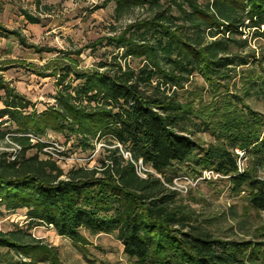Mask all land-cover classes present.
I'll list each match as a JSON object with an SVG mask.
<instances>
[{
    "label": "trees",
    "instance_id": "obj_1",
    "mask_svg": "<svg viewBox=\"0 0 264 264\" xmlns=\"http://www.w3.org/2000/svg\"><path fill=\"white\" fill-rule=\"evenodd\" d=\"M109 1L118 16L150 10L110 38L124 58L144 64L123 65L115 56L111 63L75 71L77 86L66 82L73 67L57 65L42 73L57 78L54 103L42 111L0 76V144L8 140L6 147L19 146L14 153L0 151V208L24 209L30 226L51 225L76 242L84 240L83 230L115 234L131 264H264V242L223 241L194 232L192 212L170 187L177 174H167L187 163L194 164L195 173L213 169L229 177L231 192L246 191L249 206L264 211V180L258 175L264 166V114L244 97L259 83L247 69L231 87L237 67L264 63L253 49L246 55L235 51L248 46L241 28L264 36V0ZM24 14L31 23L40 22ZM0 32L38 53L54 50L28 43L18 30L0 25ZM80 54L63 56L77 66ZM255 75L264 85V76ZM234 88L239 93H231ZM49 129L67 141L76 137L85 147L105 137L109 163L65 173L44 151L52 147L43 139ZM202 130L215 142L205 146L197 137ZM120 145L130 158L117 155ZM237 148L246 153L242 173ZM140 163L146 176L138 172ZM0 247L26 256L45 252L44 246L1 230ZM4 258L0 255V264Z\"/></svg>",
    "mask_w": 264,
    "mask_h": 264
},
{
    "label": "rangeland",
    "instance_id": "obj_2",
    "mask_svg": "<svg viewBox=\"0 0 264 264\" xmlns=\"http://www.w3.org/2000/svg\"><path fill=\"white\" fill-rule=\"evenodd\" d=\"M165 1L161 0L162 3ZM24 11L38 17L40 22L31 23ZM149 13L150 10L143 7L118 16L115 2L109 0H0V25L11 31H20L30 44L54 49L38 53L23 46L14 35L0 32V76L9 87L32 101L37 111H42L54 103L57 93V78L53 75L42 77V73L49 74L57 65L73 67L66 82L77 86L80 80L76 79L75 71H89L101 63H111L115 56L123 65L127 63L135 67L144 64L141 59L124 58L123 49L116 48L115 41L110 38L121 35L130 24L147 17ZM241 31L242 38L248 39V46L239 50L235 48V51L246 55L253 49L256 57L264 61V36H256L254 30L248 27L241 28ZM261 31H264V26ZM79 50L81 54L77 66L71 65L63 56L65 52ZM247 69L254 71L250 74L259 84L244 97L249 105L264 114V85L255 75L264 76V63L253 61L243 68L237 67L239 74L232 79L231 87L240 76L247 74L244 73ZM241 71L244 72L240 74ZM233 92L239 93L236 88ZM3 95L4 90L0 89V96ZM197 137L205 146L215 142L213 135L207 131H197ZM104 138H95L85 147L76 137L67 141L63 135L49 129L43 139L52 147L44 151H50L65 173L78 167L100 168L103 163H109L111 156ZM7 142L10 143L6 140L0 144V151L5 149L14 153L15 146L6 147ZM35 152L33 148L28 154ZM233 152L237 155L238 172L242 173L247 166L246 153L239 148ZM117 155L130 158L122 145ZM175 170L167 172L168 175L176 172L178 176L170 187L180 192L183 204L192 212L190 225L194 232L210 234L214 239L223 241L264 242V211H256L249 206L246 191L238 194L231 192L228 176L210 168L195 173L192 163L177 166ZM258 175L264 180V166L259 169ZM25 213L24 209L12 211L0 208V230L15 233L28 243L44 246L45 252L43 255L26 256L15 249L0 247V255H6L1 264H7V260L13 264H131L124 254L123 243L115 234L94 235L83 230L84 240L76 242L57 234L51 225L30 226Z\"/></svg>",
    "mask_w": 264,
    "mask_h": 264
},
{
    "label": "built area",
    "instance_id": "obj_3",
    "mask_svg": "<svg viewBox=\"0 0 264 264\" xmlns=\"http://www.w3.org/2000/svg\"><path fill=\"white\" fill-rule=\"evenodd\" d=\"M17 149H19V146L16 145V146H15V152L17 151ZM14 158H15V156L12 157V159H14ZM140 168H141V169H140ZM143 170L145 171L146 169H145V168L141 165V163H140V167L138 168V172L141 171V172L143 173L142 176H146V174H145V172H144ZM139 174H140V173H139ZM140 175H141V174H140ZM174 187H175V186H174Z\"/></svg>",
    "mask_w": 264,
    "mask_h": 264
}]
</instances>
